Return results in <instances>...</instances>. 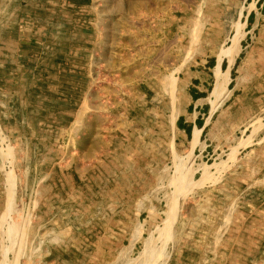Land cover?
Here are the masks:
<instances>
[{
    "label": "rangeland",
    "instance_id": "374dc122",
    "mask_svg": "<svg viewBox=\"0 0 264 264\" xmlns=\"http://www.w3.org/2000/svg\"><path fill=\"white\" fill-rule=\"evenodd\" d=\"M253 10L256 70L235 57ZM210 56L222 72L236 59L232 80L213 94V68V111L182 140L191 70ZM35 66L42 166L0 134V264H264V0H0V128L9 84ZM81 78L78 94L49 91Z\"/></svg>",
    "mask_w": 264,
    "mask_h": 264
},
{
    "label": "crops",
    "instance_id": "0c3cea01",
    "mask_svg": "<svg viewBox=\"0 0 264 264\" xmlns=\"http://www.w3.org/2000/svg\"><path fill=\"white\" fill-rule=\"evenodd\" d=\"M256 16H258V11L253 10L251 13H247L245 20H240L242 25V37L239 44V51L235 55V57H239L242 54V61L248 63L249 68H253L256 70L257 61L260 57V52H255V50H247L250 43L248 41H252L254 38V35H256L257 31L259 33L261 26L263 25V20H252L253 18L256 19ZM84 51H82V54ZM207 65H204L202 67H196L195 69L191 70L193 72V76L190 77V80L187 85V93H188V103L186 107L181 111V113L178 114L177 120H176V130L178 132V135L180 139L184 140L187 138H191V141L193 140V133L196 129L201 128V130H204V127L206 126V122L208 120V117L213 111V100L208 97V90L210 89V79L212 77L211 74L214 75L213 68L215 70V66L217 65L218 58H211L205 60ZM226 61V69L229 65L228 58L225 59ZM236 59L234 60V62ZM224 63V61H223ZM234 64V63H233ZM34 70H28L29 72L26 73L25 82L21 81V77H19V80L14 83V81H11V84H9L10 89H14V92H16V97L10 98V102L7 104L11 106L10 108V121L11 125L7 127H1L0 128V134L3 136L10 135H18L19 137L24 138L25 140H29V146L28 152L32 153L33 160H31V169L34 173H36V168H41L42 166V159H41V153H42V132H41V121L36 117V109H37V98L40 97L42 94V86L44 85L42 82L43 78L41 77L39 79V76L37 74L41 75V71H37V67H33ZM77 72L83 73L85 72L84 64L76 66ZM222 69V64H221ZM225 69V70H226ZM27 71V70H26ZM16 72V71H15ZM23 72V71H22ZM17 73H21V69L18 68ZM230 76H231V69H230ZM12 79L16 78L15 76H10ZM39 79V80H38ZM232 78L230 77L231 82ZM45 81V80H43ZM67 80H65L66 82ZM77 81V80H76ZM80 82L81 85H77L76 88L74 87H66L65 84H59L58 82H52L49 83V91L53 90L57 94L58 89H66L69 90L68 95L73 96V92L77 91V94L79 93V90H81L84 86L85 79L81 78ZM245 88V86H244ZM72 89V90H70ZM78 89V90H77ZM83 90V89H82ZM230 91V89H229ZM53 93V95H56ZM48 94V93H47ZM52 95V92L51 94ZM6 102L2 99L1 105H7ZM11 109L13 112H11ZM1 112H4V110H1ZM5 114V113H4ZM3 114V115H4ZM0 113V116H3ZM112 117V115L110 116ZM109 117V118H110ZM115 117V115L113 116ZM79 120V119H78ZM51 122V119H50ZM202 131L200 132L198 136V141L200 139V136L202 134ZM17 137V136H16ZM84 139L79 141V145H82L84 143ZM127 150H123V148L118 147L116 148V155L119 153V157L115 158L116 161V168H119V172H121V169L124 168V171H127L130 169L131 166V147L125 145ZM3 158L1 157V162L3 164ZM41 159V160H40ZM127 167V168H126Z\"/></svg>",
    "mask_w": 264,
    "mask_h": 264
},
{
    "label": "bare ground",
    "instance_id": "6f19581e",
    "mask_svg": "<svg viewBox=\"0 0 264 264\" xmlns=\"http://www.w3.org/2000/svg\"><path fill=\"white\" fill-rule=\"evenodd\" d=\"M236 44V43H235ZM234 63V58L231 59L229 61V65L228 68L226 69L225 72L221 71V60H219L217 62V65L215 66V77H216V84H215V88L214 91L212 92L213 94L219 93L222 90H227V85L229 84L230 81V69H231V65ZM201 132V129H196L194 134H193V140L196 143L198 141V136Z\"/></svg>",
    "mask_w": 264,
    "mask_h": 264
},
{
    "label": "trees",
    "instance_id": "16d2710c",
    "mask_svg": "<svg viewBox=\"0 0 264 264\" xmlns=\"http://www.w3.org/2000/svg\"><path fill=\"white\" fill-rule=\"evenodd\" d=\"M233 75H234V72H233Z\"/></svg>",
    "mask_w": 264,
    "mask_h": 264
}]
</instances>
